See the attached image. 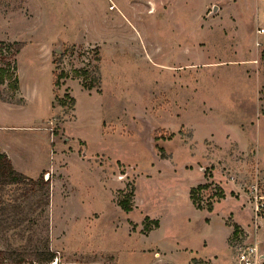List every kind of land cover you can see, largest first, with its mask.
<instances>
[{
  "label": "rangeland",
  "instance_id": "rangeland-1",
  "mask_svg": "<svg viewBox=\"0 0 264 264\" xmlns=\"http://www.w3.org/2000/svg\"><path fill=\"white\" fill-rule=\"evenodd\" d=\"M260 30L264 0H1L0 153L48 185L0 186V252L174 264L212 224L264 253Z\"/></svg>",
  "mask_w": 264,
  "mask_h": 264
},
{
  "label": "trees",
  "instance_id": "trees-1",
  "mask_svg": "<svg viewBox=\"0 0 264 264\" xmlns=\"http://www.w3.org/2000/svg\"><path fill=\"white\" fill-rule=\"evenodd\" d=\"M23 48L24 45L21 43H0V86H4L6 83H8V87L11 90L16 91L18 89L19 79L18 77H14L13 72L16 71V57L21 53ZM46 185H48V181L45 183L42 178L37 181H34L15 171L13 164L8 158V156L0 153L1 187L15 186L18 188H23L26 186H41L43 188ZM204 188V186H199L197 189H193L191 191V198L193 199V194L195 192L201 191ZM120 206L125 212H130V199L120 202ZM155 224L158 225L157 223ZM236 232L237 231H235L234 234H236ZM29 257H33L35 259H28ZM55 258H57L56 255L48 252L32 256L27 253L0 252V264H31V262H37L39 264H52L54 263ZM194 264L198 263L195 262Z\"/></svg>",
  "mask_w": 264,
  "mask_h": 264
},
{
  "label": "crops",
  "instance_id": "crops-1",
  "mask_svg": "<svg viewBox=\"0 0 264 264\" xmlns=\"http://www.w3.org/2000/svg\"><path fill=\"white\" fill-rule=\"evenodd\" d=\"M241 230L247 233V227L242 224H238ZM199 232L204 236L200 244L197 246H191L188 244H182L176 242V255L177 264L179 262H184L187 264H193L196 260L198 264H238L237 263V248L232 244L231 238L233 234V229L222 225L221 228L215 225H208L206 227L199 228ZM161 245V250H159L160 257L162 259L168 260L167 257H172L171 248L167 245ZM164 247V248H162ZM161 259V260H162ZM170 264V263H168Z\"/></svg>",
  "mask_w": 264,
  "mask_h": 264
},
{
  "label": "built area",
  "instance_id": "built-area-1",
  "mask_svg": "<svg viewBox=\"0 0 264 264\" xmlns=\"http://www.w3.org/2000/svg\"><path fill=\"white\" fill-rule=\"evenodd\" d=\"M264 34V30L259 31ZM257 47H264V43H257ZM259 207H256V212ZM258 220L259 217L256 216ZM237 263L238 264H264V253L261 252L258 243H252L246 246H238L237 248Z\"/></svg>",
  "mask_w": 264,
  "mask_h": 264
},
{
  "label": "bare ground",
  "instance_id": "bare-ground-1",
  "mask_svg": "<svg viewBox=\"0 0 264 264\" xmlns=\"http://www.w3.org/2000/svg\"><path fill=\"white\" fill-rule=\"evenodd\" d=\"M53 264H58V263H53Z\"/></svg>",
  "mask_w": 264,
  "mask_h": 264
},
{
  "label": "water",
  "instance_id": "water-1",
  "mask_svg": "<svg viewBox=\"0 0 264 264\" xmlns=\"http://www.w3.org/2000/svg\"><path fill=\"white\" fill-rule=\"evenodd\" d=\"M215 11H216V9H215ZM57 53H59V52H57Z\"/></svg>",
  "mask_w": 264,
  "mask_h": 264
}]
</instances>
